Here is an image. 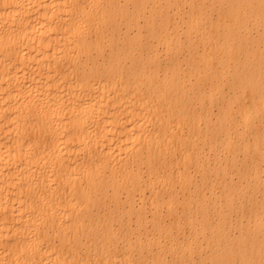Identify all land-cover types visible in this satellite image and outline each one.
Here are the masks:
<instances>
[{
	"label": "bare ground",
	"instance_id": "obj_1",
	"mask_svg": "<svg viewBox=\"0 0 264 264\" xmlns=\"http://www.w3.org/2000/svg\"><path fill=\"white\" fill-rule=\"evenodd\" d=\"M167 257L264 264V0H0V264Z\"/></svg>",
	"mask_w": 264,
	"mask_h": 264
},
{
	"label": "rangeland",
	"instance_id": "obj_2",
	"mask_svg": "<svg viewBox=\"0 0 264 264\" xmlns=\"http://www.w3.org/2000/svg\"><path fill=\"white\" fill-rule=\"evenodd\" d=\"M209 163H210L211 166H213V163H214L213 158H210ZM259 199L260 198L258 197V200ZM131 226L133 227V223H131ZM231 235H233L234 237H236L238 235V232H237V221H236L235 216H233L232 220H231ZM166 262H167V264H170V258L169 257L166 258Z\"/></svg>",
	"mask_w": 264,
	"mask_h": 264
}]
</instances>
